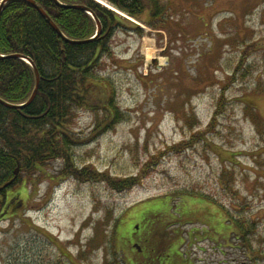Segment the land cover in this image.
I'll use <instances>...</instances> for the list:
<instances>
[{"label": "rangeland", "instance_id": "rangeland-1", "mask_svg": "<svg viewBox=\"0 0 264 264\" xmlns=\"http://www.w3.org/2000/svg\"><path fill=\"white\" fill-rule=\"evenodd\" d=\"M163 1L165 27L134 20L139 34L121 25L103 60L97 88L109 84L125 116L97 126L103 110L78 112L77 173L68 164L69 174H59L65 162L57 160L27 181L17 210L0 216V264H129L133 246L141 248L126 243L131 227L143 207L152 219L153 203L164 204L161 223L185 210L195 220L180 217L162 241L168 246L178 228V250L191 264H253L226 239L220 205L255 220V264H264V0ZM131 175L138 182L120 190L116 180Z\"/></svg>", "mask_w": 264, "mask_h": 264}, {"label": "trees", "instance_id": "trees-1", "mask_svg": "<svg viewBox=\"0 0 264 264\" xmlns=\"http://www.w3.org/2000/svg\"><path fill=\"white\" fill-rule=\"evenodd\" d=\"M34 1L43 8L62 34L28 0H8L3 5L0 14V54L4 56L0 57V98L21 104L30 97L35 75L32 65L23 58L30 59L37 68L40 82L30 104L11 108L0 102V216L17 210L24 199L22 192L26 191L27 181H34L36 175H46L48 165L63 160L65 163L60 167L59 174L66 176L70 171L69 165L72 172L78 170L70 162V151L74 138H77L72 123L80 110H103L104 114L97 121V126L100 122L106 123L102 126H113L125 116L113 92H110V85L103 84L102 90L97 88L100 80H103L100 71L104 57L112 54V39L121 25L143 33L138 24L98 1L58 0L63 4L86 6L100 21L98 36L85 42H75L93 37L97 29L96 20L83 9L65 7L54 0ZM106 1L154 29H162L167 24L168 5L163 0ZM145 10L149 18H144ZM13 54H19L20 57L10 56ZM218 104L220 107L224 104L222 96ZM246 109H252V106L247 105ZM17 166L19 169L15 175ZM116 181L120 190L128 189L138 182L133 175ZM19 183L22 186L13 192L12 187ZM227 187L235 193L233 185ZM179 193L185 195L183 197L193 196L189 191ZM201 196L217 203L212 196ZM152 205L157 206L156 209H149L152 219L147 217L148 209L143 207L139 211L140 222L131 227V238L126 243L134 240L141 248L139 250L133 246L137 257L129 264H172L173 259L181 257L178 246L182 240L178 228L171 230L173 239L168 246L162 241L165 236H170V225L181 222L180 217L186 218L184 224L195 220L185 210L178 215V221H173L174 217H165L161 223L162 219L157 218L156 212H165L164 204ZM220 206L224 215L228 214L222 220L223 228L230 232V237L226 239L233 241L235 248H241L251 263L255 264L256 258L262 255L259 249L254 248L251 238L255 220L232 215L227 207ZM117 219L116 231L118 225L120 227V218ZM49 239L56 241L53 237ZM172 246L175 251L169 254ZM181 263L191 264V261L181 257Z\"/></svg>", "mask_w": 264, "mask_h": 264}, {"label": "water", "instance_id": "water-1", "mask_svg": "<svg viewBox=\"0 0 264 264\" xmlns=\"http://www.w3.org/2000/svg\"><path fill=\"white\" fill-rule=\"evenodd\" d=\"M8 0H1L0 2V10L1 8L3 7V5L7 2ZM38 11L39 13L45 18V20L60 34H62L59 30V28L56 26V24L54 23V21L48 16V14L43 10V8L34 0H28ZM56 3L62 5V6H65V7H73V8H80V9H83L85 10L87 13H89L90 15H92V17L96 20V24H97V33L87 39V40H78V41H75V42H85V41H88L96 36H98L100 34V31H101V24H100V21L96 18V16L92 13V11H90L86 6L84 5H80V4H63L61 3L60 1L58 0H54ZM120 13V12H119ZM121 14V13H120ZM10 56H14V57H20L19 54H13V55H10ZM0 57H4L3 55L0 54ZM27 62L30 63L33 67V71H34V75H35V85H34V89L30 95V97L27 99V101H25L24 103H21V104H15V103H10V102H7L5 100H3L2 98H0V102L3 103L4 105H6L7 107H11V108H14V107H23L25 105H28L30 104L35 95H36V92H37V89H38V86H39V82H40V76H39V72L37 70V68L34 66V64L32 63V61L28 58H26ZM18 169H19V166H17L14 170V174L17 175L18 173ZM11 181H9L8 183H10ZM6 183V185L8 184ZM135 246L140 249V247L138 246V244H135Z\"/></svg>", "mask_w": 264, "mask_h": 264}, {"label": "bare ground", "instance_id": "bare-ground-1", "mask_svg": "<svg viewBox=\"0 0 264 264\" xmlns=\"http://www.w3.org/2000/svg\"><path fill=\"white\" fill-rule=\"evenodd\" d=\"M95 1H99L102 4L107 5L108 7L114 8L111 4L107 3L105 0H95ZM2 8L0 10V14H1ZM135 21H137L138 23H140L142 25H145V24L139 22V20H135ZM144 50H145V54H146V57L147 58H150L151 56H153V54H154V47L152 46V43L151 42H149V41L144 42Z\"/></svg>", "mask_w": 264, "mask_h": 264}]
</instances>
